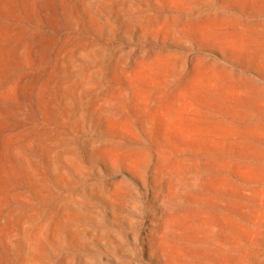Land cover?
I'll use <instances>...</instances> for the list:
<instances>
[{
	"label": "rangeland",
	"instance_id": "obj_1",
	"mask_svg": "<svg viewBox=\"0 0 264 264\" xmlns=\"http://www.w3.org/2000/svg\"><path fill=\"white\" fill-rule=\"evenodd\" d=\"M0 264H264V0H0Z\"/></svg>",
	"mask_w": 264,
	"mask_h": 264
}]
</instances>
